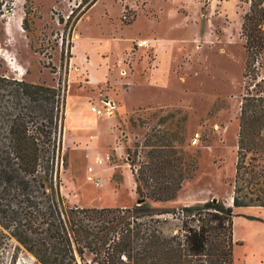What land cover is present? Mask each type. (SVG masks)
Returning <instances> with one entry per match:
<instances>
[{"label": "rangeland", "instance_id": "obj_1", "mask_svg": "<svg viewBox=\"0 0 264 264\" xmlns=\"http://www.w3.org/2000/svg\"><path fill=\"white\" fill-rule=\"evenodd\" d=\"M4 1L0 76L59 90L55 161L67 203L134 205L135 171L151 148L185 178L174 199L148 205L232 203L241 97L264 81V52L245 66L249 0H96L86 10L80 0ZM138 39L148 46L138 48ZM103 99L114 108L97 116L91 107ZM107 153L108 161L94 163ZM233 211L234 264H264V208ZM160 216L164 232L177 231V220ZM2 259L42 264L14 238Z\"/></svg>", "mask_w": 264, "mask_h": 264}, {"label": "trees", "instance_id": "obj_2", "mask_svg": "<svg viewBox=\"0 0 264 264\" xmlns=\"http://www.w3.org/2000/svg\"><path fill=\"white\" fill-rule=\"evenodd\" d=\"M95 1L80 0L77 7L86 10ZM5 10L10 7L0 0V17ZM26 21L25 15V30ZM241 30L247 67L264 52V0H249ZM262 80L248 84L241 97L232 203L211 198L155 209L147 200L174 199L185 176L167 171L176 162L154 148L135 171L139 204L67 203L55 161L59 90L0 76L6 92L0 94V264H6L2 254L11 238L42 264H234L233 207H264ZM161 214L178 221L176 232L162 230Z\"/></svg>", "mask_w": 264, "mask_h": 264}, {"label": "built area", "instance_id": "obj_3", "mask_svg": "<svg viewBox=\"0 0 264 264\" xmlns=\"http://www.w3.org/2000/svg\"><path fill=\"white\" fill-rule=\"evenodd\" d=\"M123 18H125V16H123ZM135 44L138 48L146 47L149 44V39H138L137 41H135ZM101 102H102L101 107L97 105H93L91 107V111L95 113L97 116L104 115V114H110L114 107H112L111 103L108 100L103 99ZM109 159H110V155L108 153L103 156L99 155L95 157L94 163L101 164L103 162L108 161ZM89 170L90 171L92 170V166L89 167ZM89 178L93 181L98 180V178L93 174H91Z\"/></svg>", "mask_w": 264, "mask_h": 264}, {"label": "crops", "instance_id": "obj_4", "mask_svg": "<svg viewBox=\"0 0 264 264\" xmlns=\"http://www.w3.org/2000/svg\"><path fill=\"white\" fill-rule=\"evenodd\" d=\"M246 206H251V205H246ZM236 207H244V206H236ZM235 207V208H236ZM259 207H262V208H264L263 206H259ZM233 222H234V220H233ZM234 226V225H233ZM264 226V225H263ZM232 235H235V231H234V227H233V233H232ZM233 237V236H232ZM258 261H260V260H258Z\"/></svg>", "mask_w": 264, "mask_h": 264}, {"label": "water", "instance_id": "obj_5", "mask_svg": "<svg viewBox=\"0 0 264 264\" xmlns=\"http://www.w3.org/2000/svg\"><path fill=\"white\" fill-rule=\"evenodd\" d=\"M213 199H215V197H214ZM142 200H143V199H141V198H138V199H137V201H136V202H137V204H139V203H140ZM231 201H232V196H231Z\"/></svg>", "mask_w": 264, "mask_h": 264}]
</instances>
